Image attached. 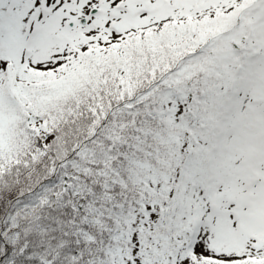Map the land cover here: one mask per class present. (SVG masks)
<instances>
[{
	"label": "snow or ice",
	"instance_id": "obj_1",
	"mask_svg": "<svg viewBox=\"0 0 264 264\" xmlns=\"http://www.w3.org/2000/svg\"><path fill=\"white\" fill-rule=\"evenodd\" d=\"M0 264H264V0H0Z\"/></svg>",
	"mask_w": 264,
	"mask_h": 264
}]
</instances>
